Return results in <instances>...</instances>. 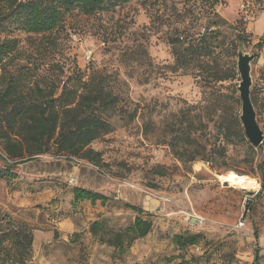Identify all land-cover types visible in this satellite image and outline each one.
<instances>
[{
  "label": "rangeland",
  "instance_id": "rangeland-1",
  "mask_svg": "<svg viewBox=\"0 0 264 264\" xmlns=\"http://www.w3.org/2000/svg\"><path fill=\"white\" fill-rule=\"evenodd\" d=\"M263 5L264 0H130L90 17L74 12L57 42L45 44L48 50L41 53L23 42L25 55L40 65L35 74L45 81L61 71L62 81L77 73L85 79L92 73L110 76L119 97L111 112L114 131L91 146L101 153L94 162L52 151L8 167L0 154V170L13 175L0 178V214L33 229L30 264H264V141L255 148L249 141L222 139L224 118L231 111L241 115L235 101L239 48L257 56L252 90L264 132V50L254 49L264 34ZM242 20L247 42L234 49ZM211 31L219 46L213 58L190 67L218 62L235 77L205 87L190 68L177 64L171 43ZM220 146L225 154L209 163L202 159L206 149ZM230 172L253 180L254 188L232 186ZM74 188L109 201L75 204ZM126 205L141 209L153 229L121 254L90 228L105 221L111 231H125L137 216ZM176 235L200 240L181 247Z\"/></svg>",
  "mask_w": 264,
  "mask_h": 264
},
{
  "label": "trees",
  "instance_id": "trees-1",
  "mask_svg": "<svg viewBox=\"0 0 264 264\" xmlns=\"http://www.w3.org/2000/svg\"><path fill=\"white\" fill-rule=\"evenodd\" d=\"M129 1L0 0V154L4 153L6 156L2 155V158L8 167H15L23 163V160L30 161L52 151L89 162L101 157V153L94 151L91 146L114 131L111 112L119 102L113 89L114 79L110 76L96 77L94 73L85 79L83 74L77 73L62 81L61 71L55 79L47 82L35 74V68L40 65L25 55L22 44L24 41L34 44L41 53L43 49L48 50L44 48L45 44L48 47L57 42L55 37L65 30L67 17L74 12L90 17ZM148 2L154 4L156 0ZM262 11L264 5L260 12ZM245 25L242 20L234 49L237 44L247 42ZM216 37L217 33L213 31L200 37L188 33L183 39H172L171 43L177 64L185 66L186 70L190 68L195 78L203 82L205 87L235 77L234 70L218 62L214 66L189 65L196 60L213 58L219 47L213 42ZM185 44L188 47L185 54H181L179 48ZM254 49L264 50V34L254 45ZM225 52L226 48L218 55ZM22 61L28 65H20ZM31 64L32 69L29 67ZM251 96L257 112L258 99L254 90ZM235 101L240 105V99ZM222 131V139L228 143L248 141L240 113L229 112L222 122ZM188 141V146L191 147L193 143L189 134ZM172 148L175 150L174 145ZM184 150H187L186 147ZM215 154H225V147L220 146L209 152L206 149V155L202 159L209 163ZM8 160L15 162L10 164ZM195 160L196 156L190 159L191 162ZM12 176L9 171L0 170V178ZM72 192L75 204L89 202L95 205L109 201L107 196L83 188H74ZM126 207L136 211L137 216L125 231H111L105 221H95L90 228L93 236L121 254L136 240L147 237L153 229L152 222L143 217L141 209L131 205ZM112 233L114 237L106 239ZM199 240L197 235L174 237V241L181 247L195 246ZM33 245V229L28 224L17 223L8 215L0 214V264H30ZM258 260L259 256L256 255V261Z\"/></svg>",
  "mask_w": 264,
  "mask_h": 264
},
{
  "label": "water",
  "instance_id": "water-1",
  "mask_svg": "<svg viewBox=\"0 0 264 264\" xmlns=\"http://www.w3.org/2000/svg\"><path fill=\"white\" fill-rule=\"evenodd\" d=\"M256 59V54L244 52L242 48L238 50V72L240 74V84L238 91L241 100L240 120L245 131V135L251 145L255 148L263 144L264 132L262 131L258 119L257 112L252 102V63Z\"/></svg>",
  "mask_w": 264,
  "mask_h": 264
},
{
  "label": "bare ground",
  "instance_id": "bare-ground-1",
  "mask_svg": "<svg viewBox=\"0 0 264 264\" xmlns=\"http://www.w3.org/2000/svg\"><path fill=\"white\" fill-rule=\"evenodd\" d=\"M227 180L230 182L232 186L241 188V189H249L253 187V182H254L253 180L249 178L240 177L234 172H230L228 174Z\"/></svg>",
  "mask_w": 264,
  "mask_h": 264
},
{
  "label": "built area",
  "instance_id": "built-area-1",
  "mask_svg": "<svg viewBox=\"0 0 264 264\" xmlns=\"http://www.w3.org/2000/svg\"><path fill=\"white\" fill-rule=\"evenodd\" d=\"M72 159H74L75 161H77V162H79V160L77 159V158H73V157H71ZM82 162V161H81Z\"/></svg>",
  "mask_w": 264,
  "mask_h": 264
}]
</instances>
